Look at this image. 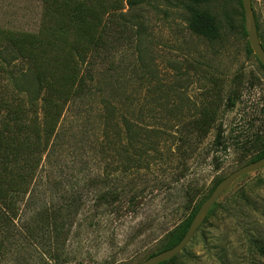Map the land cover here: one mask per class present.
Returning a JSON list of instances; mask_svg holds the SVG:
<instances>
[{"label": "rangeland", "instance_id": "rangeland-1", "mask_svg": "<svg viewBox=\"0 0 264 264\" xmlns=\"http://www.w3.org/2000/svg\"><path fill=\"white\" fill-rule=\"evenodd\" d=\"M254 6L264 31V0H254ZM205 8L218 18L228 38L225 44L209 43L190 33L188 13L174 0H145L130 11L142 26L141 45L134 36L129 43L122 40L112 52L111 66L106 62L97 69L124 73L129 81L127 98L120 99L126 102V114L142 115L146 125L159 118H173L168 133L139 138L148 144L136 145L148 152L138 163L139 169H134L137 172H132L133 182H127L131 177L126 176L116 185L97 183L93 188L88 184L90 177H101L122 165L123 157L133 156L136 149L127 146L126 135L117 138L112 133L111 146L103 151L92 130L94 106H73L60 126L62 160L50 168V176L34 185V194L21 203L20 213L10 217L0 211V264H138L199 208L217 180L254 155L242 158L243 148L255 137L264 138V70L254 54L246 51L248 41L240 33L243 22L237 0H211ZM40 14L37 0H0L2 28L34 32ZM135 68H152L148 77L154 82L133 87ZM236 73L243 76L240 95L234 107L220 109L216 122L226 151L213 152V128L195 145L194 154L187 149L185 162V157L179 160L177 150L182 146L178 137L189 132L176 119L185 118V122L197 116V108L215 85L221 87L224 98ZM188 135L193 142L194 133ZM121 145H126L125 151L121 152ZM158 154L163 155L160 158ZM182 169H186L184 176L180 175ZM121 185L126 188L118 201L119 211L112 213L106 204L95 209L92 194ZM188 185L197 186L200 194L184 210L183 190ZM134 189L142 190V200L136 206L129 203ZM67 193H74L76 199L69 205H65ZM69 206L79 212L70 230L59 225ZM42 209L44 215H39ZM258 247H264V167L241 176L224 191L175 256L176 264H264Z\"/></svg>", "mask_w": 264, "mask_h": 264}, {"label": "trees", "instance_id": "trees-1", "mask_svg": "<svg viewBox=\"0 0 264 264\" xmlns=\"http://www.w3.org/2000/svg\"><path fill=\"white\" fill-rule=\"evenodd\" d=\"M37 1L41 5V14L36 31L0 27V211H5L10 217L20 213L21 203L34 194V185L50 176V168L62 160L60 158L63 151L59 147L60 126L65 114L73 106H94L95 121L92 130L93 134L97 133L94 134L95 141L103 151L110 148L112 133L117 138L126 135L127 146L136 149L133 156L123 157L122 165L107 170L98 179L90 177L88 184L93 188L97 183L106 185L113 182L116 185L118 181L123 182L126 176L131 177L127 182H133L135 174L132 172L139 169V162L148 152H144L143 148L139 149V146L146 147L148 144L145 141L139 142V138L143 135L147 138L149 134L163 136L168 133L166 129L173 121V118L163 117L146 125L142 115H127L126 102L120 99L127 98V76L122 72H111L110 68L97 69L106 62L111 66L112 52H115L122 40L129 43L134 36L135 41H138L137 45H141L142 26L137 22V15H131L130 11L142 5L145 0ZM174 1L184 5L188 13L186 27L190 33L209 43L225 44L228 41L216 15L205 8L211 0ZM237 2L243 22L241 1ZM251 4L258 37L264 48V31L261 29L254 0H251ZM124 9L127 10L123 11ZM240 33L246 37L243 24L240 26ZM248 44L246 51L252 54ZM255 59L264 70V66L256 57ZM151 69L143 71L135 68V84L132 86L141 88L147 82H154L153 78L148 77L150 72H154ZM230 82L231 87L224 98L221 87L215 85L205 95L208 99L202 101L197 108V116L185 122V118L176 119L182 128L194 133L193 142L190 141L189 133L179 135L182 146L177 150L179 160L185 157V162L189 155L187 149H191L189 152L194 154L197 150L195 145L202 143L213 128L216 129L212 141L213 152L226 151L227 145L216 122L222 107L229 109L235 106L243 86V76L236 73ZM137 142L139 146L136 145ZM133 143L135 144L132 145ZM125 146L121 145V152L126 150ZM243 151V159L249 153H254L245 164L264 157V138L255 137ZM162 155L158 154V157L161 158ZM132 161H135V165L131 166ZM110 171L116 174L113 176ZM184 171L186 169H182L180 175L184 176ZM222 179L213 184L209 194ZM124 187L126 188L123 185L115 186L112 190L102 189L98 194H92L95 209L106 204L112 213L119 211L117 205L125 192ZM183 191L186 203L182 208L188 210L200 191L193 185H188ZM139 194H142V190L134 189L129 203L135 206L139 204L142 200ZM74 197V193L71 196L69 194L65 205L76 201ZM76 209L77 207L71 209L69 206L64 219L59 221L60 228L65 226L70 230L74 219L78 217ZM72 210L75 212H71ZM197 210H192L182 223L169 231L150 257L176 245L184 236ZM39 215H44V209ZM258 252L264 257V247H258ZM176 259L173 257L159 264H176Z\"/></svg>", "mask_w": 264, "mask_h": 264}, {"label": "water", "instance_id": "water-1", "mask_svg": "<svg viewBox=\"0 0 264 264\" xmlns=\"http://www.w3.org/2000/svg\"><path fill=\"white\" fill-rule=\"evenodd\" d=\"M243 10V26L246 33L247 41L252 50V53L257 58V60L264 66V48L258 37L257 26L255 22V17L253 13V8L251 0H240ZM264 167V157L249 162L235 169L227 176H225L212 190L209 196L201 203L198 210L194 214L184 236L182 239L173 247L157 253L146 260L138 264H159L161 262L170 260L175 257L188 243L190 238L199 228V226L204 221L209 209L218 200V198L224 193V191L238 178L243 175L255 172Z\"/></svg>", "mask_w": 264, "mask_h": 264}]
</instances>
